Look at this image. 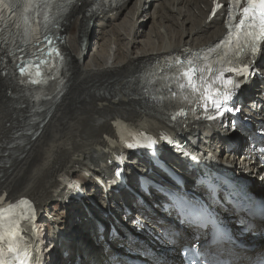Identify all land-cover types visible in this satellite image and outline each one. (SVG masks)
Returning <instances> with one entry per match:
<instances>
[{"label": "bare ground", "instance_id": "6f19581e", "mask_svg": "<svg viewBox=\"0 0 264 264\" xmlns=\"http://www.w3.org/2000/svg\"><path fill=\"white\" fill-rule=\"evenodd\" d=\"M160 1L136 0L132 7L133 1H130L112 10H95L88 0L76 5L64 20L67 82L63 93L48 106L44 115L34 108L26 91L15 86L6 70L0 69V195L27 202L24 204L33 201L48 210L56 202L60 205V194L56 195L58 177L75 170L77 165L82 170H91L95 167L91 156L96 155L99 162L103 155L109 154L107 137L113 131L114 118L137 125L157 114L160 105H164L148 77L153 63L186 46L208 45L225 32L216 20L206 23L208 14L202 9L204 1ZM261 71L264 74V61ZM256 81L260 84L255 82L244 88L243 98L264 90V80L257 78ZM160 114L168 117L167 111ZM158 123L167 124V119ZM213 123L222 134L208 129L204 122L195 121L185 128L184 136L193 139L200 149L209 150L220 160L231 163L237 174L249 177L251 191L263 195L264 178L261 183L256 161L238 162L234 154L222 158L227 138L243 143L244 137L239 130L230 128L225 118L215 119ZM199 129L205 130L202 141L197 137ZM160 130L170 138L168 126ZM165 158L186 173L189 187L195 186L193 173L186 171L181 158L172 152H166ZM128 162L131 175L144 171L145 165L137 159ZM78 178L84 185L94 182L82 171ZM99 191L94 182L92 192L87 194L96 196ZM97 201L102 208L110 203L117 211L119 203L129 202L130 198L121 192L112 194L109 199L101 195ZM85 205L93 212V217L85 211ZM58 209L53 208L54 212L49 214L56 215L52 233L63 236L61 247H68L66 242L70 243L71 254L63 259V251L49 247V251H53L52 263L44 264H70L76 254L84 264H109L104 261L107 245L98 242L95 228L96 220L102 221L104 217L88 199H76ZM258 224L264 225V220ZM153 229L158 230L156 226ZM46 237L53 239L52 234ZM119 243L117 240L114 247L118 248ZM9 246L0 242L3 251ZM260 250H264V241L253 250H245L244 256Z\"/></svg>", "mask_w": 264, "mask_h": 264}, {"label": "snow or ice", "instance_id": "6c2138e0", "mask_svg": "<svg viewBox=\"0 0 264 264\" xmlns=\"http://www.w3.org/2000/svg\"><path fill=\"white\" fill-rule=\"evenodd\" d=\"M232 2L236 5H239L241 0H232ZM41 3V0H24V13L27 14L29 11H38V8L36 7ZM248 7L243 8V19H241L237 24L233 25L232 20L234 18L233 11H230L229 19L226 23H228L229 29H230V35L231 30L233 28H243V32L241 35L244 38V43L240 44L239 41L237 42L236 46L233 50V55L229 58H222L219 62L224 64L233 65L231 67H227L225 70L229 73H236L239 76H243L245 79H247L248 76H250L252 73L248 71L250 64L253 62L251 58H254L258 52L260 51V45L264 43V0H247ZM17 7V0H0V20H2L3 13L5 10H7L9 13H13ZM259 7V11H257V8ZM29 17L27 15L23 16L24 23H28ZM2 34V33H0ZM229 41L225 40L224 44H227ZM54 54L55 56H60L59 52H55V50H50L49 55L51 56ZM237 57L239 59L237 60ZM43 62L42 60H38L36 63L39 64ZM31 61L24 60L21 62V65H18L19 71L22 76L26 74V69L31 66ZM239 63L241 67H236L235 64ZM211 71V69H209ZM217 71H220V74L223 75V71L217 69ZM190 73L192 75H190ZM215 72H213V76H215ZM27 75L31 76V72H28ZM184 77L188 78L189 86L191 89L195 91H199V96L197 99H205L210 100L212 104L215 106V108L220 109L221 107H227V100L230 99L231 93H229L225 99H215L213 98V94L205 91L204 86L202 84L197 85L192 83L193 79L195 80H201L203 77V74L201 71L197 70L194 67H189L184 70L183 72ZM37 77H41V73L39 71L36 72ZM33 84H41L43 83L42 79H32L29 81ZM229 84L232 85V88L238 89L241 86L240 80H232L231 78L227 81ZM181 88L184 87L183 84L180 85ZM214 93H220V88H215L213 90ZM206 106V105H205ZM132 145H129L131 147ZM117 175H119V172H117ZM27 203V202H23ZM9 205V210L13 209V207H18ZM34 211V210H33ZM3 214L0 212V241H5L7 239L9 243V252L16 251V249L12 246L16 237L18 236V230L20 228L19 220L12 218L8 220V231L7 235L2 231L4 224H3ZM21 219H25L27 221L31 220V215L22 216ZM25 257L21 258V264H23V260L26 259ZM0 264H5L4 261V251L3 249H0Z\"/></svg>", "mask_w": 264, "mask_h": 264}, {"label": "rangeland", "instance_id": "374dc122", "mask_svg": "<svg viewBox=\"0 0 264 264\" xmlns=\"http://www.w3.org/2000/svg\"><path fill=\"white\" fill-rule=\"evenodd\" d=\"M125 20V18L122 20V22ZM150 29V28H149ZM149 31V30H148ZM52 207V206H51ZM50 207L49 211L52 210V208ZM56 209H58V206H56ZM59 210V209H58ZM56 212V211H55ZM51 213V212H50Z\"/></svg>", "mask_w": 264, "mask_h": 264}]
</instances>
